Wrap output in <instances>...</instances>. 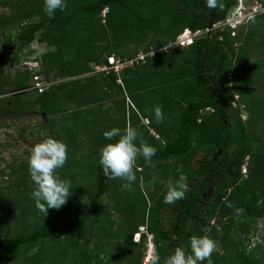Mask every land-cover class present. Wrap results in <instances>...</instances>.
Returning a JSON list of instances; mask_svg holds the SVG:
<instances>
[{
	"label": "trees",
	"instance_id": "16d2710c",
	"mask_svg": "<svg viewBox=\"0 0 264 264\" xmlns=\"http://www.w3.org/2000/svg\"><path fill=\"white\" fill-rule=\"evenodd\" d=\"M176 1L180 4L178 11L171 6L170 0H65L67 8L56 10L54 17L49 18L44 11V2L27 0L28 7L25 8L26 4L20 2V12L9 18L1 17L0 22L8 27L12 20H25L19 24L21 31L12 37V43L17 42L18 48L30 43L37 33H43L44 41L55 49L42 56L41 68L45 73L55 68L53 77L63 78L82 73L86 75L91 70V64L105 63L109 55L128 60L136 51H149L150 41L138 50L130 51L128 47L137 49L150 33L158 39H165L164 44L160 45L162 47L184 29L191 32L204 30L222 20L236 3L235 0H222L223 10H209L205 0ZM33 12L40 14V17L36 21H29ZM162 20L165 21L163 24ZM263 29L264 12L250 19L245 34L239 35L240 41L236 37L230 38L227 31H211L195 38L188 47L162 50L146 56L143 62L134 63L118 75H86L82 80L58 83L41 93L35 92L33 99L23 103L20 108L17 104H11L17 97L0 99V109H3L0 115L19 118L24 114V109L35 105L56 114L71 105L81 107V104L88 103L86 113L95 116L93 123L99 126L87 138L94 152L114 142L105 139V131L112 128L123 130L131 124L142 139L156 149V154L151 162L137 159L135 168L138 171L132 183L136 186L134 198L130 199L128 194H118V201L111 206L133 217L134 221L127 224L129 234L125 239L131 242V235L138 231L137 228L144 227L152 237L160 264H164L176 247H183L190 254V246L187 247L186 243L190 245L192 236L206 234L219 242L221 250L220 255L212 253L211 264L227 260L234 264H259L246 247L251 225L264 219V151L262 146L252 148L245 126L232 118L230 109L234 95L237 96L236 102L239 101L238 95L248 92L245 82L234 81L233 72L238 64L244 63L247 46L255 35L264 34ZM234 42L238 44L236 49L232 47ZM71 47L77 60L69 61L62 68L60 61L57 62L59 51ZM8 57L0 50V65ZM253 66L254 69L264 68V65L257 66L256 63ZM27 74L25 71L16 74V81L10 82L13 90L28 88L25 82ZM254 78L255 82L259 79L257 76ZM242 83L243 87H240ZM237 85L239 88H236ZM64 86L68 87L66 91L61 90ZM85 90L93 92L84 93ZM56 92L61 94L60 99L53 100ZM6 93L0 83V95ZM114 99L113 109L117 118H110L107 128L102 129L99 105ZM250 100L253 107L247 108L249 114L254 120L263 119L264 105L259 104L261 100ZM5 101L9 104L5 105ZM156 106L163 110L164 119L160 123H157L154 114ZM141 119H147V125H139ZM149 129L157 135V139L148 133ZM56 137L63 141V136ZM193 145L208 146L206 156L210 155V158L204 160L201 169L191 166L197 151ZM245 156L248 157L247 168L253 181L240 183V167ZM94 157L97 158L96 155ZM170 160L169 165L164 163ZM150 164L157 169L162 180L168 177V172L180 167L178 172L187 177L184 181L188 184L186 197L174 204H166L165 193H161L158 187L153 188L150 195L142 196L137 180L139 177L146 178ZM27 166L28 162L23 161L10 169L12 184L0 189L4 191L0 194V213L9 217L7 231L3 237L0 235V264H94L96 256L92 250L83 244L75 245L76 240L79 234L90 240L105 232L103 224L93 223L98 217L100 198L104 194L115 193L126 181L107 179L102 169L95 165L93 168L97 176L88 189L82 207L78 208L74 201L71 208L63 205L59 209L61 218L56 209H49L44 217L31 198L33 189L28 187L31 183L27 181L26 174H18ZM122 201L124 204L120 207ZM229 204L232 206L229 207ZM237 209L243 212L237 214ZM16 210L18 212L15 213ZM165 212L170 213L166 221L163 216ZM16 219H23V223L11 228L10 232V226L17 222ZM213 219L218 233L210 226ZM3 222H0V232ZM96 225L101 227L99 234L93 232ZM140 239L143 240V233H140ZM133 243L138 244L139 241ZM127 260H130L129 264H138L139 255H130ZM206 261L202 264H206Z\"/></svg>",
	"mask_w": 264,
	"mask_h": 264
},
{
	"label": "rangeland",
	"instance_id": "374dc122",
	"mask_svg": "<svg viewBox=\"0 0 264 264\" xmlns=\"http://www.w3.org/2000/svg\"><path fill=\"white\" fill-rule=\"evenodd\" d=\"M44 2V0H41ZM240 1V0H239ZM241 7L238 9L241 16H245L250 8L255 7L257 3H261L262 7L260 12H264V0H241ZM22 2L26 4L25 8L29 6L27 0H0V20L1 17H12L16 13L20 12L19 3ZM171 6L175 8V11L180 10V4L176 0H170ZM236 4V3H235ZM232 10V8H230ZM229 9V10H230ZM258 13L255 14L257 16ZM34 13V12H33ZM102 16V14H101ZM40 17V14H32L28 19L29 21H36ZM12 20L11 25L9 24L6 27L2 22H0V50H3L5 54L9 57L5 61L4 64L0 65L2 67L0 69V83L2 84L6 94L0 95V99H6L9 97H17L18 99L11 103L12 105H19L18 108L21 107L23 103H26L33 99L35 96L36 90L32 88L33 79L32 73H35L38 77V80L44 83L43 87L45 90L47 88L54 87L58 83L70 82L73 80L80 79L82 80L86 75H92L90 73L79 74L74 76H65L63 78H54L53 73L55 72V68H52L48 73L41 68V59L42 56L54 51L55 47L48 46L47 42L44 41L43 33H37L35 38L28 44L22 45L18 48V43H12V37L18 34L21 30L19 24H23L25 20L20 19V21ZM250 21V20H249ZM249 21L241 24L237 27L238 33H235L236 40L240 41L239 35L245 34L247 27L249 25ZM165 21L162 20L161 24ZM13 24V25H12ZM229 30V29H228ZM264 30V29H263ZM238 35V36H237ZM262 37V38H261ZM260 38V39H259ZM164 38H157L156 35L152 36L151 33L146 37L144 41L138 44L137 49L128 47L130 51L141 49L145 46V44L150 41L149 52L155 54L159 50H162L164 47H160V45L164 44ZM259 40V43H255ZM235 41V40H234ZM171 42V41H170ZM169 42V43H170ZM232 42V41H231ZM12 43V44H11ZM168 43V42H167ZM166 45V44H165ZM233 45V43H232ZM238 45V44H237ZM152 46V47H150ZM234 49L238 48V46H232ZM248 50L245 52V60L244 63L238 64L236 66V70L233 72L235 74L232 75L235 82L240 83V81L245 82L247 93L242 95H238L239 101H236L234 105H231V115L235 120H239L243 123L246 128V132L251 141L252 148L256 149L260 146L263 147L264 151V117L263 119L254 120V117L251 116L247 108L252 109L253 105L251 104L250 98L252 100H261L259 104L264 105V68L254 69V63L257 66L264 65V34L259 36L255 35L252 38V43L248 46ZM174 48V47H170ZM67 50L66 52H62ZM151 50V51H150ZM61 52V53H60ZM85 51L83 50L81 53L83 55ZM139 51H136L138 53ZM59 56L57 57V62L60 61V65L62 68L66 65V63L75 62L77 58L75 57V53L73 52V47L62 49L59 51ZM136 55V54H135ZM135 57V56H133ZM36 61L37 67L32 68L31 70H27L24 66V62L28 61ZM56 62V63H57ZM78 62V61H77ZM261 63V64H260ZM91 64L89 67H91ZM252 66V67H251ZM238 67V68H237ZM27 72L25 82L28 84V88L24 90H13L10 82H12L16 78L17 73ZM259 74H261L259 76ZM255 76L259 79L257 82L255 80ZM21 78V76H20ZM16 81V79L14 80ZM81 84V82H79ZM243 83L240 87H243ZM244 85V87H245ZM236 88H239L237 85ZM68 87L64 86L62 91H66ZM44 90V91H45ZM93 92L85 90L84 93ZM239 94V93H238ZM61 94L59 92L55 93V96L52 97L54 99H60ZM82 97V94H80ZM103 101L100 103L98 112L100 115V119L102 118V129L107 128L108 121L110 118H117V113L113 109V102ZM126 103V101H125ZM9 102L5 101V105H8ZM88 103L81 104V107H76L75 105H71L56 114H50L47 111L41 109L39 106L35 105L30 107L29 109H24L25 112L19 118H11L4 115H0V189L3 187H8L12 184V175L10 174V169L17 166L23 161L28 162V157L30 155V149L37 142L42 141L47 137L54 138L56 140L62 141V139H58L56 136H63V143L67 146V155L68 159L65 165L57 170V174L60 178L70 180L71 181V189L70 196L64 204L65 207L71 208L74 204V201L77 204V207L80 208L85 203L87 198L88 189H90V185L95 181L97 176L96 169L94 170L93 166H99V169H102L99 160H100V151L97 150L94 152V148L90 146L88 143V135L93 129H96L98 126L97 123H93L96 119L91 113H86L85 106ZM117 104V103H116ZM251 104V106H250ZM90 107V105H88ZM3 109H0V113H2ZM101 113V114H100ZM264 114V113H263ZM144 119L139 121V125L144 123ZM147 121V119H146ZM99 127V126H98ZM146 127V126H144ZM146 129V128H144ZM157 136V135H156ZM160 144V143H159ZM161 145V144H160ZM93 146V144H92ZM193 148L196 151V155L191 161V166L193 169H201L206 158H210V155L206 156L208 152V146L204 145H193ZM97 156V158L94 157ZM96 163H95V162ZM172 161L164 162L166 165H169ZM98 165V166H97ZM244 165V173H241L240 183L252 182L253 178H250L251 173L249 174V169L247 168L248 157L245 156L242 160V164ZM67 168V171L64 170ZM93 168V169H92ZM18 172L25 173L27 181L31 183V185L25 182L30 189H34L35 185L33 182H30L31 178L29 175V168L25 167ZM137 172L138 168H135ZM180 167L177 166L174 172H168L167 178L162 180L159 177V173L157 169L154 168L153 164L148 165V173L146 178H141L137 180L138 183V191L142 196H148L152 193L153 188H160L161 193L167 192L169 186H174L178 181H180V177L182 176L178 171ZM8 175V176H7ZM13 175H16L14 173ZM136 185V183H135ZM136 186L133 184L130 188H125L123 186H119L115 191V193L104 194L100 198V206L97 211L98 217H96L95 224H103L104 233H101L100 237L89 238L90 240H86L87 236L83 234H79L75 245L83 244L89 250H92V253L95 254L96 262L94 264H129L130 260H127L128 257L130 259V255H139V263L138 264H149L151 261V257L154 251V245L152 237L147 234L143 227V240H139L138 244L133 243V239L131 235V242H128L125 237L129 234V230L127 228V224L131 223L133 217H128L125 213L120 210L112 209L111 206L118 201L117 195L128 194L130 199L134 198V191ZM4 191H0L2 194ZM10 193V192H9ZM6 194V193H5ZM12 194V193H11ZM26 194V193H25ZM18 195H21L19 193ZM13 196V194H12ZM129 199V200H130ZM31 203H33L31 201ZM124 204V202H120V207ZM19 210V209H18ZM18 210L15 211L18 212ZM39 212H36V214ZM58 217H62V213L59 209L56 211ZM164 221L170 216L169 212H165L163 214ZM5 218V219H4ZM7 220L9 217L2 216L0 213V222L1 223V237L4 236L7 231ZM23 219H16V223L11 224V228H16L17 225L23 223ZM28 220L27 222H29ZM210 226L214 228V231L218 233V227L214 223V219L210 221ZM93 229L94 234L101 232V227L99 225L94 226ZM138 229V228H137ZM141 229V228H140ZM139 229V230H140ZM137 231V230H136ZM206 235V234H205ZM216 237V234H213ZM248 245L246 247L247 252L255 258L259 262V264H264V219H259L257 222L251 225L250 233L247 236ZM216 242V250L213 253L217 255L221 254V250L219 247V242ZM187 247L190 246L189 243H186ZM147 245V247H146ZM151 251H148V246H150ZM226 257V255H225ZM148 259V261H145ZM7 264H17L14 262H8ZM45 264V263H44ZM56 264V263H53ZM63 264V263H62ZM137 264V263H136ZM208 264V261H206ZM219 264H234L231 260H227L225 262L221 261Z\"/></svg>",
	"mask_w": 264,
	"mask_h": 264
},
{
	"label": "clouds",
	"instance_id": "9594fccd",
	"mask_svg": "<svg viewBox=\"0 0 264 264\" xmlns=\"http://www.w3.org/2000/svg\"><path fill=\"white\" fill-rule=\"evenodd\" d=\"M205 6L209 10H223L224 8L222 0H205ZM66 8L65 0H44V11L49 18L54 17L56 10L63 11ZM234 103L233 100L231 105H234ZM154 114L157 123L163 121L164 115L160 106L155 107ZM144 120L143 125H147L148 122L146 119ZM148 133L155 139L158 138L150 129ZM103 135L105 139L114 141L107 143L100 150L99 163L104 177L126 181L123 187L130 188L136 180L135 165L137 159L143 158L146 162H151L152 157L156 154V149L147 144L138 130L132 127L131 124H128L123 130L112 128L105 131ZM67 152L65 143L51 137L37 142L30 149L28 168L30 178L35 185L31 198L35 202L36 209L44 217L49 209H60L71 194V181L62 179L57 174V170L62 168L68 159ZM186 180V176H181L176 185L169 186L164 196L166 204H174L186 197L188 191V184L184 182ZM228 206L231 207L232 205L229 204ZM236 211L237 214L243 212L242 209ZM140 233H143L142 227H138V231L133 234V242L137 243L139 241ZM136 234H138L137 241L134 240ZM190 250L189 254L183 247H176L172 254L165 259L164 264H202L205 260L208 261V264H211V255L216 250V242L207 235L192 236L190 238ZM150 264H160V256L155 250Z\"/></svg>",
	"mask_w": 264,
	"mask_h": 264
},
{
	"label": "built area",
	"instance_id": "2783aa9c",
	"mask_svg": "<svg viewBox=\"0 0 264 264\" xmlns=\"http://www.w3.org/2000/svg\"><path fill=\"white\" fill-rule=\"evenodd\" d=\"M241 2H242L241 0L240 1L236 0V4L232 7V10L230 9L229 11H227L225 17L222 20L209 25V27H207L204 30H197L194 32H191L188 29L182 30V32L178 34L173 41H171L170 43L168 42L166 43V45L162 46L164 47L162 50L165 51L167 49L174 50L179 48H185L186 46L191 45L195 38L204 35L206 33H210L211 31H219V32L227 31L230 38L236 37L235 33L237 27L241 24L248 22L252 17L255 16L256 13H258L257 11L261 13L260 9L262 7L261 3H257L255 7L250 8V11H248L245 16H241L240 12H238V9L242 8ZM233 45L237 46V43L234 42ZM170 47H174V48H170ZM152 55L153 53L149 51L144 53L142 51H139L138 53H136V55H134L135 57H132L131 59L128 60L120 59L119 57H116L114 55H109L105 58L106 60L105 63L93 64L91 66V70L89 73L90 74L113 73L115 75H118L121 70L131 67L134 63L143 62L146 56H152ZM24 66L26 67L27 70H31L32 68L37 67V63L35 61H31V62L28 61V62H24ZM32 79L34 81L32 88L36 90L38 93H41L44 90L43 87L44 83L40 82L36 75H32ZM233 98L234 100H236L237 96L234 95ZM244 170H245L244 165H242L241 173H244ZM134 240L135 241L138 240V234L135 235ZM150 247L151 245L148 246L149 252L151 251ZM145 261H148V259H145Z\"/></svg>",
	"mask_w": 264,
	"mask_h": 264
}]
</instances>
